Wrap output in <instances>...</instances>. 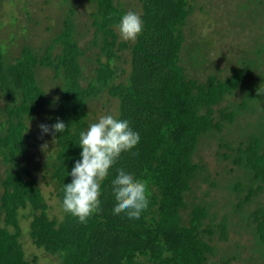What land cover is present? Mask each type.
Returning <instances> with one entry per match:
<instances>
[{
	"label": "trees",
	"instance_id": "obj_1",
	"mask_svg": "<svg viewBox=\"0 0 264 264\" xmlns=\"http://www.w3.org/2000/svg\"><path fill=\"white\" fill-rule=\"evenodd\" d=\"M244 2L246 48L193 31L208 0H0V264H264V0ZM126 3L134 40L113 27ZM104 99L140 138L80 223L62 185ZM119 165L146 185L137 219L112 212Z\"/></svg>",
	"mask_w": 264,
	"mask_h": 264
},
{
	"label": "clouds",
	"instance_id": "obj_2",
	"mask_svg": "<svg viewBox=\"0 0 264 264\" xmlns=\"http://www.w3.org/2000/svg\"><path fill=\"white\" fill-rule=\"evenodd\" d=\"M113 27L122 39L134 40L142 31V18L136 11L128 10L119 16ZM38 127L42 133L49 131L47 125L40 124ZM65 128L64 122L59 119L51 124L53 133L62 134ZM139 138V130L132 127L128 117L119 114L101 115L80 130L75 143L79 147L78 159L73 160L66 173L70 180L62 185L60 209L78 222H86L100 207V182L109 173V166L121 150L130 148ZM109 183L112 212L123 210L127 218H139L148 205L144 181L119 165L110 176Z\"/></svg>",
	"mask_w": 264,
	"mask_h": 264
},
{
	"label": "rangeland",
	"instance_id": "obj_3",
	"mask_svg": "<svg viewBox=\"0 0 264 264\" xmlns=\"http://www.w3.org/2000/svg\"><path fill=\"white\" fill-rule=\"evenodd\" d=\"M208 1L210 3L214 4L212 7V11L210 10V12H212L213 15H208L207 13L206 14L209 17H215V19L212 22H209L210 25H209V27H207L202 20L201 14L197 13L196 15L193 16V19H192L191 25L193 26L192 27L193 31L195 33H200L203 36L204 35L208 36V34H209V36L212 38V42L216 41L218 43V41H220V40H218L217 34H212V32H213L212 30H215L217 28V33L220 35V38H222L221 41L224 45L228 44V45H234L235 46L237 44H240V45H243L242 47H244V45H245L244 48H246V45L248 44L249 38H247V36L245 34H242V33L237 35V32H240L239 25H242V22H245V24L248 25V27H247L248 29H250L249 24H252V22L248 18L243 19V15L239 16V14L237 12V9H238V11L248 12L245 9V7L243 6L244 3H246L244 1H246V0H208ZM126 5H127L128 10H129V8L132 7L131 3H126ZM7 8H10V7H7ZM4 9H6V7ZM79 10L81 11V8H79ZM50 11L55 14V17L57 16V13L55 12L56 10H54L53 8H50ZM3 16H4V14H3ZM82 18H83V16H82ZM40 21H41L40 26L42 28L46 24L47 21L45 20L44 16L40 17ZM40 32H38V34ZM254 33H257V32H253V34ZM234 50H237V49L234 47ZM221 53H220V55H221ZM261 59L264 60V57H262ZM219 62H220L219 66L223 67L224 64H226V66H228L232 62V59H230V61H225V62L219 61ZM42 76H43L44 80H47L44 76V73H42ZM101 103L103 104V106L102 107L98 106V109L96 110L95 116H93L91 118L92 121H95L99 116L104 115V114L110 113V114L116 115L114 105L112 102H107L104 99L101 101ZM40 124H45V122H42V120L39 119V121L37 120L35 122V127L40 129L38 127V125H40ZM37 138L39 139L38 141L41 143L36 142V145H37V147H41L47 141V139L49 138V135L47 132L46 133L41 132V133H38ZM35 150L36 149H32V154H34V152H36ZM38 151H41V148L38 149ZM37 157L38 156L36 155V159H37ZM42 190H43L44 194H48L50 191V188H45L42 185ZM46 198H47V196H46ZM49 203H52V201L49 200Z\"/></svg>",
	"mask_w": 264,
	"mask_h": 264
}]
</instances>
